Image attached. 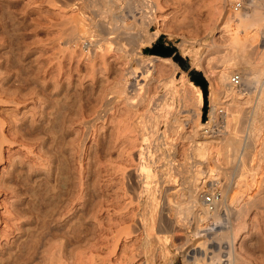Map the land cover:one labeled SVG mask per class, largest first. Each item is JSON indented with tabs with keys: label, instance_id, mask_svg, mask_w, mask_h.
I'll return each instance as SVG.
<instances>
[{
	"label": "rangeland",
	"instance_id": "1",
	"mask_svg": "<svg viewBox=\"0 0 264 264\" xmlns=\"http://www.w3.org/2000/svg\"><path fill=\"white\" fill-rule=\"evenodd\" d=\"M54 1L0 0V264H192L193 256L198 254L195 250L201 241L213 238L211 236L213 232H218L217 229L220 230L221 225L226 226L227 219L224 215L226 206L230 210L240 208L242 213L246 207L248 210L245 209V214L242 215L240 212L239 219L242 216L243 219L239 221L237 218L232 219L236 215L231 216V225L234 226V232L236 231L231 234L232 240H221L222 242L218 243L217 238L209 240L210 242L206 239L208 247L217 244L214 250L218 249L216 251L218 254L214 256L213 252L210 253L212 248L207 251L205 247L206 255L202 254L203 251L200 254L203 259H209L198 263L206 264L203 262L205 261L207 264H226L228 261L225 258L229 255L224 252L229 250L227 247L232 244L231 264H264V107L263 115L259 113L258 118L255 116V123L252 124L253 126L260 122L258 128L262 127L255 134H248L251 132L248 130V124L250 126L251 121H249L250 116H247L248 121L245 116L250 114L256 104L264 74L254 78V81L251 78L250 81L245 80L243 85L234 84L237 87H233L236 96L226 93L216 78L217 72L227 68L232 69L231 76H235L232 79L236 80L238 76L245 74V71H248L246 72L248 74H254L252 70L257 69L256 65L264 72V55L263 53L262 57L260 55L262 50L260 45L259 49L256 47L258 51L254 46L244 48L242 53L250 61L246 60L247 62L243 63L245 65H241L247 70L241 72L242 66L234 65L235 48L231 44L230 35L233 37L234 32L240 31V35H243V32L238 25L241 18L236 15H234L236 18L232 17L226 22V14L229 13L230 16L234 10L233 0L230 4L228 0H147L146 2L144 0L145 7L141 5L144 9L140 7V3L135 4L137 0L135 2L134 0H114L113 2L117 5L111 1V6L115 5V12L118 14L122 12L119 16L121 15L125 22L128 20L126 23L131 21L132 13L130 12H133L136 17L147 12L150 19L154 13V19L152 17L151 23L147 24L149 27L146 26L152 34L151 38H147L148 40L141 35L143 29L138 25L140 20L137 21L138 24L135 22L136 25L133 23L140 29L137 28V31L134 28L135 33L130 32L126 38L124 37L126 34L120 35L113 32L114 22L110 20V14L106 11L107 6L99 4L97 8L90 3L95 0H79L82 5L80 9L84 13L83 18L84 15L88 16L83 28L89 31V40L97 41L99 40L97 37L105 34L106 37H104L109 38L110 42H113L112 39L116 37L130 48L129 40L134 35L140 41L138 46L140 59L147 57L145 62H148L151 56L154 59L151 65L147 63L148 70L147 68L142 70V64L137 65L136 59H129L131 61L126 63L127 65L130 63L137 74L150 69L154 77L147 85L145 97L137 110L133 112V109L131 111L122 102H116L112 104L113 108L107 112L106 116L95 123H90L94 117L93 113L96 109H101L102 96L113 92L112 88L116 91L115 86L119 83L121 72H125L123 71L125 70L124 61L118 58V53L113 51L103 53L101 56V52L97 50L92 53L79 43L72 44L71 36L81 34L72 21L75 9L72 5L63 6L61 0ZM132 3L139 9L136 10ZM127 7L134 11H127ZM120 9L125 12L119 11ZM259 9L257 11H260ZM139 12L140 14H137ZM259 14L264 21V12ZM120 19L116 23L119 24ZM249 20L247 16L243 18V21L248 23L245 24V28H248V25L254 27L255 23ZM107 23L108 28L111 29L105 28ZM262 26L263 28L259 25L258 33L264 31V23ZM108 30H110L109 34ZM71 32L74 33L71 34ZM88 33H86L87 36ZM258 33L257 36L260 37L262 33ZM86 34H84L85 37H87ZM156 46L171 48L173 55L154 51ZM91 53L96 54L93 56ZM175 57L180 58L182 62ZM192 74L204 79L205 86L197 84ZM196 87L201 90L200 100L194 89ZM160 95L161 98L157 97ZM212 104L213 106L215 104L217 110ZM210 109L216 110V113L215 111L212 113ZM141 111L142 116H140ZM196 111L200 114L198 119L195 115ZM224 113L228 115L227 120L232 115L230 127L225 126L227 123L229 125V121H224ZM136 117L137 120H143L142 124L144 122L145 136L148 135L146 138L148 137L147 142L152 152H149L151 159H147L150 167L145 172L151 173L149 185L157 188L158 192L155 200L151 201L143 188L139 187L133 179L138 173L141 161L136 155L139 140L132 131L133 126L130 125ZM242 118L246 119L242 120ZM172 121L175 122L172 123ZM177 122H182L181 126ZM196 122L199 123L201 135L193 137L191 132ZM85 124L94 125L87 129ZM171 124H178L181 128L179 129L177 125L174 129V125ZM245 125L247 129L244 128L246 130L244 132L241 128ZM250 134H254L253 137L256 136V139L252 136L247 137ZM189 135L190 137H187ZM228 137H238L240 142L246 137L242 140V143L245 141L243 144H256L254 145L256 148H251L253 150L249 156L250 161L254 159L253 162H249L248 155H245L250 151L248 144L244 146V149H249L248 153L244 151V154L241 151L243 156L248 157L247 160L241 155L240 159L238 156L234 158L229 156L227 159L226 149L228 154L232 152L231 147L225 143ZM252 139H255V143ZM194 141L203 143L205 150L203 149L202 153L205 152L206 155H198L197 151H193ZM252 145L250 144V147ZM253 151L256 152L253 154ZM133 152L135 153L132 154ZM95 157H98V160ZM242 160L247 166L250 165V169ZM170 163H173L172 167ZM238 163L239 169L235 171L232 168ZM241 163L244 166H241ZM244 167H246L245 170ZM242 172L248 177H243ZM223 173L225 174L222 175ZM193 175L196 181L191 177ZM229 176L238 182L235 184ZM235 176H239V179ZM259 177L262 179L260 180ZM60 181L62 184L59 183ZM228 182L232 189L230 194L234 192L233 188L236 191L233 193L235 196L232 203H229V200L225 201L226 194L228 190L230 191ZM60 184L61 186H58ZM131 184H134V188ZM191 185L198 189L202 188L204 197L210 196L208 193L214 189L216 199L221 201L219 203L216 200L219 203L217 213H208L202 222L198 221L201 234L195 231L196 217L194 215L187 213L183 221L178 214L180 209L187 206ZM135 188L141 190L138 191ZM247 196L253 197L250 198L252 202L249 200L251 205L247 204L249 199ZM256 197L258 199L255 200L258 202L253 201ZM238 199L241 201L239 202ZM244 202L245 206H243ZM254 202L256 204L252 205ZM234 220L238 223L244 222V224L240 223L243 226L239 224L238 226ZM180 221L182 223H179ZM233 222L242 228L237 227L238 230ZM219 245L222 250H219Z\"/></svg>",
	"mask_w": 264,
	"mask_h": 264
},
{
	"label": "bare ground",
	"instance_id": "2",
	"mask_svg": "<svg viewBox=\"0 0 264 264\" xmlns=\"http://www.w3.org/2000/svg\"><path fill=\"white\" fill-rule=\"evenodd\" d=\"M28 1V0H27ZM49 1V0H48ZM51 1V0H50ZM54 1V0H53ZM57 1V0H56ZM89 1V0H88ZM114 1V0H95V1H91L90 3L92 4L93 3V6H97V8H98V5L99 4H102V6H107V13L108 14H110V20H112V22H114L113 23V25L112 26H114L113 28H112V30H114L113 32H117V33H120V35H122L121 33H123V34H126L124 37H128V34H130V32H132L133 30L134 31H138V29H140V28H142L143 29V33L141 34L142 36H144L145 37V39H147V38H151L152 37V34H150L149 32L150 31H148L147 30V28H146V26L147 27H149L147 24H149V23H151V19H152V17H153V14H152V16H151V19L149 18V13H148V15H147V12H146V14H141V15H138L139 17H136V15L135 14H133V12H130V14H131V21H130V23H126V22H128V20H126V22H125V19L121 16L122 14V12L121 13H119V14H121L120 16L123 18H121L120 19V16H119V14L118 13H116L115 11V5H113V6H111L112 4V2ZM137 1H139V2H137ZM136 2H135V0H134V2H135V4L136 3H140V7H142L141 5H143V2H144V0H137ZM147 0H145V2H146ZM154 1V0H153ZM229 1V4H230V2H232V0H228ZM55 2V1H54ZM61 2H62V4H63V6H68V5H72L73 6V9H75V14L73 15V18H72V21L76 24L75 26L76 27H78V31H80L81 32V34L79 35H75V34H73V36H71V38L73 39V41L71 42L72 44H74V45H78V43L79 44H81V45H83L85 48H87V49H89V51L90 52H92V53H94V52H96V50L97 51H99V52H101V56H102V54L103 53H109V51H113V52H115V53H118V58H120L122 61H124V69L125 70H123V71H125V72H121V77H120V80L117 82L118 84H117V86H115V87H117V89H116V91H114V89L112 88V90H113V92H108V93H106V91L104 92V93H106L104 96H102V103H101V109H99V110H95L94 111V117H93V119H92V121L90 122V123H95L96 121H98L99 119H101V118H104L105 116H106V114H107V112H109V110L110 109H112L113 107H112V104H114V103H116V102H122L124 105H125V107H127L128 109H131V111H132V109H133V112H134V110H137V108H138V106L140 105V103H141V101L143 100V98L145 97V93H146V88L148 87L147 85L150 83V81L151 80H153L152 78H154V77H152L153 75H151L152 74V72L150 71V69H149V71H147L148 70V68H147V63L149 62V64L150 63H152L153 61H154V59H153V56H151L152 58H150L149 57V61L147 62H145V60H147V57L146 58H142V59H140L141 57H140V53H139V51H138V46H139V39H138V37H136V36H134V35H132L131 36V39L130 38H128V39H130L129 41H131V43H130V45H131V47L130 48H128L127 46L128 45H126L125 43H124V41H123V43H121L120 42V40H118L116 37H114V34H112L113 35V37H114V39H112V40H114L113 42L111 41L110 42V40H108V39H106L105 37V34H104V36L102 35V37H104V38H102L101 36V38L100 37H97V38H99V40H97V41H95V40H89L88 39V37H89V31H86L83 27L85 26V20L87 19V17L88 16H86V15H84V18H83V12H82V10L80 9V7L82 6L81 5V1L79 2V0H61ZM60 2V3H61ZM144 2V3H145ZM161 2V1H160ZM163 2V1H162ZM178 2V1H177ZM215 2V1H214ZM34 3H35V1H34ZM89 3V4H90ZM115 2H113V4H114ZM127 3V2H126ZM155 3V2H154ZM157 3V2H156ZM226 4H227V2H225ZM264 0H233V8H234V10L232 11V14L229 16V13L228 14H226V22H228L229 21V19L230 18H236V17H238V18H241V21H240V23H238V25H240V28H242V32H243V35H240V32L239 33H233V37L230 35V37H231V39L230 40H232L231 42V44H233L234 45V48H235V50H234V58H235V63H234V65L235 66H237V64L238 65H241V64H243L244 62H247L248 61V59H247V57L246 56H244V54L242 53V52H244V48L246 47V46H250V47H252V46H254V48L257 50V48L258 47H260L261 46V52H260V55H261V57H262V53H263V55H264V31H261V33H262V35L260 36V37H258L257 36V33H258V27H259V25H261V28H263V23H264V21H263V19H261V14H259L260 12H264V7H262V6H264ZM79 4H80V6H79ZM87 4V3H86ZM116 4V3H115ZM146 4V3H145ZM148 4V3H147ZM232 4V3H231ZM22 5V4H21ZM58 5V4H57ZM117 5V4H116ZM127 5V4H126ZM159 5V4H158ZM1 6H2V4H1ZM18 6V5H17ZM66 6V7H67ZM92 6V7H93ZM129 6H131L130 4H129ZM132 6H134V4L132 3ZM132 6H131V8H132ZM222 6V5H221ZM120 7V6H119ZM124 7H125V5H124ZM134 7H136V6H134ZM143 7H145L144 5H143ZM142 7V8H143ZM147 7H148V5H147ZM214 7V6H213ZM236 7V8H235ZM7 8V7H6ZM9 8V7H8ZM65 8V7H64ZM63 8V9H64ZM91 8V7H90ZM101 8V7H100ZM102 8H104V7H102ZM142 8H140L141 10H142ZM149 8H150V4H149ZM216 8V7H215ZM260 8V9H259ZM62 9V8H61ZM85 9H87V8H85ZM136 10H138L137 9V7L135 8ZM144 9V8H143ZM147 9V8H146ZM187 9V8H186ZM221 9V8H220ZM260 10V11H257V10ZM65 10V9H64ZM96 10V9H95ZM100 10H102V9H100ZM122 9H120L119 11H121ZM132 11V10H130V9H128V7H127V11ZM148 10V9H147ZM152 10V9H151ZM263 10V11H262ZM3 11H5V10H3ZM8 11V10H7ZM123 11V10H122ZM134 11V10H133ZM97 12V11H96ZM123 12H125V11H123ZM136 12V11H135ZM134 12V13H135ZM152 12V11H151ZM10 13V12H9ZM72 13V12H71ZM236 13V14H235ZM249 13V14H248ZM62 14V13H61ZM82 14V15H81ZM96 15H97V13H95ZM124 14V13H123ZM127 14V13H126ZM137 14H140V12L139 13H137ZM70 15V14H69ZM94 15V14H93ZM106 15V14H105ZM128 15V14H127ZM151 15V14H150ZM234 15H236V17H234ZM67 16V15H66ZM100 16V15H99ZM107 16V15H106ZM161 16V15H160ZM247 16L250 20L249 21H251V23L253 22V23H255L254 24V27H251L250 25H248V28H249V26L251 27L250 28V30L248 31L247 29L248 28H245V24L247 23H245L244 21H243V18H245V17ZM94 17V16H93ZM93 17H91V18H93ZM101 17V16H100ZM127 17V16H126ZM155 17V16H154ZM154 17H153V19H154ZM162 17V16H161ZM243 17V18H242ZM69 18H70V16H69ZM128 18V17H127ZM158 18V17H157ZM25 19V18H24ZM94 19V18H93ZM100 19V18H99ZM99 19H97V21H99ZM120 19V21H119V24L118 23H116V22H118V20ZM64 20V19H63ZM96 20V19H95ZM138 20H140V22H138L137 23V21ZM247 20V19H246ZM65 21V20H64ZM101 22H102V20H100ZM152 21H154V20H152ZM92 22H93V20H92ZM95 22V21H94ZM135 22L140 26V28H138L137 26L135 27L134 25H133V23L135 24ZM70 23H71V21H70ZM89 23V22H88ZM90 23H91V21H90ZM98 23V22H97ZM209 23V22H208ZM92 24V23H91ZM93 24H95V23H93ZM110 24V23H109ZM235 24H237V23H235ZM248 24V23H247ZM99 25H101V24H99ZM98 25V27H100ZM132 25H133V27H132ZM136 25V24H135ZM102 26V25H101ZM104 26V25H103ZM90 27V26H89ZM88 27V30L91 28H89ZM93 27V26H92ZM131 27L133 28L131 31L129 30V29H131ZM105 28H108V23H107V27H105ZM134 28H136V30L134 29ZM138 28V29H137ZM151 28V27H150ZM239 28V27H238ZM70 29V28H69ZM108 29H111V28H108ZM115 29H116V31H115ZM68 30V29H67ZM102 30H104V29H102ZM129 30V31H128ZM240 30V29H239ZM260 30H262V29H260ZM105 31V30H104ZM104 31H102L103 33H104ZM109 31L110 30H108L107 32H108V34H109ZM133 31V32H134ZM153 31V30H152ZM233 31V30H232ZM69 32V31H68ZM106 32V33H107ZM129 32V33H128ZM155 32V31H154ZM238 32V31H237ZM260 32V31H259ZM72 33H74V32H71V34ZM86 33H88V36H87V34ZM111 33V32H110ZM135 33V32H134ZM141 33V32H140ZM139 33V34H140ZM158 33V32H157ZM261 33H258V34H261ZM84 34H86V36L87 37H85L84 36ZM136 34H137V32H136ZM156 34V33H155ZM154 34V35H155ZM68 36V35H67ZM66 36V37H67ZM97 36H99V35H97ZM123 37V36H122ZM123 37V38H124ZM126 37V38H127ZM65 39V38H64ZM91 39V38H90ZM261 39V40H260ZM22 40V39H21ZM55 40V39H54ZM68 41L69 40H71V39H67ZM148 40V39H147ZM62 41V40H61ZM65 41V40H64ZM261 42V43H258V42ZM127 42V41H126ZM66 43V42H65ZM128 43V44H129ZM62 45V44H61ZM260 45V46H259ZM231 47V46H230ZM233 47V46H232ZM249 47V48H250ZM257 47V48H256ZM141 48V47H140ZM17 49V48H16ZM91 49L93 50V51H91ZM233 49V48H232ZM259 49V48H258ZM225 50V49H224ZM255 50V52L256 53H258L257 51ZM52 51V50H51ZM88 51V52H89ZM251 51V50H250ZM25 52V51H24ZM85 52V51H84ZM90 52H89V54L88 55H90ZM98 52V54H100ZM254 52V51H253ZM87 53V52H86ZM91 53V54H92ZM252 53V52H251ZM96 54V53H95ZM95 54L93 55V56H95ZM104 55H106V54H104ZM110 55V54H109ZM116 55V54H115ZM231 55V54H230ZM252 55H254V53L252 54ZM259 55V54H258ZM248 56V55H247ZM90 57H92V56H90ZM139 57V58H138ZM17 58V57H16ZM88 58V57H87ZM111 58V57H110ZM154 58H156V57H154ZM159 58V57H158ZM161 58V57H160ZM253 58V57H252ZM89 59V58H88ZM129 59H136V63H137V65H139V64H142V70H143V68L144 69H146L147 68V70H146V72H145V70L144 71H142V72H139L138 74L137 73H135L133 70H135V69H133V67L130 65V63L127 65L126 63H128V62H130L131 60H129ZM254 59V58H253ZM257 59V58H256ZM129 60V61H128ZM247 60V61H246ZM78 61V60H77ZM83 61V60H82ZM171 61V60H170ZM250 61V60H249ZM248 61V62H249ZM104 62V61H103ZM234 62V61H233ZM195 63V62H194ZM263 63V62H262ZM262 63H260V64H262ZM229 64H231V62L229 63ZM259 64V65H260ZM120 65V64H119ZM151 65V64H150ZM243 65H245V64H243ZM248 65V64H247ZM246 65V66H247ZM255 65V64H254ZM43 66V65H42ZM46 66V65H45ZM88 66H90V65H88ZM96 66V65H95ZM242 66V65H241ZM240 66V67H241ZM258 65H256L255 67L257 68L255 71L254 70H252L253 71V73L254 74H248V73H246V72H248V71H245V70H247V69H243V66H242V68H241V72L243 71H245L244 73L245 74H243L242 76H238L237 77V80L236 79H232L233 77L235 78V76L233 75V76H231V70L229 69V68H227V69H223L224 71H222V72H217V75H216V78H217V80L220 82V85L222 86V88L224 89V91L226 92V93H230V95H234V96H236V92L234 91V86L235 85H237V84H242L243 85V83H244V81L246 80V81H248L250 78H251V80L252 81H254V78H256V77H258L259 78V76L263 73L264 74V72H262V69L261 68H258L257 67ZM262 66V65H261ZM238 67V66H237ZM96 69V68H95ZM139 69V68H138ZM240 69V68H239ZM250 72V71H249ZM58 74V73H57ZM131 74V75H130ZM88 75V74H87ZM90 75V74H89ZM18 76V75H17ZM23 76V75H22ZM65 76V75H64ZM105 76V75H104ZM262 76V75H261ZM264 76V75H263ZM56 77V76H55ZM68 77V76H67ZM164 77V76H163ZM171 77V76H170ZM175 77V76H174ZM186 77V76H185ZM119 78V77H118ZM253 78V79H252ZM264 78V77H263ZM262 78V79H263ZM56 79V78H55ZM107 80V79H106ZM117 80V79H116ZM62 81V80H61ZM250 81V80H249ZM161 82V81H160ZM173 82V81H172ZM255 82H256V80H255ZM261 82V81H260ZM260 82H258V83H260ZM51 83V82H50ZM161 83H163V81L161 82ZM251 83H253V82H251ZM262 83V87H261V91H259L257 94V98H256V101H255V103L256 104H254L255 106L252 108L253 110L250 112V114H248L246 111H244V112H246L248 115H245L246 116V118H242V120L243 119H246V121H248V117L247 116H250V119H249V121H251V122H249V123H251L250 124V126H249V124L248 123H246V124H248V127H249V131L251 130V132H248V134L249 133H256V131H258V130H260V128H262V127H260L259 126V128H258V123H260V122H258L256 125H253L252 126V124H254L255 123V116H257L256 118H258V116H259V113H262L261 115H263V110H262V108L264 107V79H263V82H261ZM53 84V83H52ZM57 84V83H56ZM158 84V83H157ZM165 84V83H164ZM235 84V85H234ZM246 84V83H245ZM54 85H55V83H54ZM241 85V86H242ZM255 85H256V83H255ZM154 86V85H153ZM55 87V86H54ZM113 87V86H112ZM184 87H185V84H184ZM247 87H249V85L247 86ZM111 88V87H110ZM235 88H237L236 86H235ZM176 89V88H175ZM190 89V88H189ZM193 89V88H192ZM195 89V92H197V96H198V99L200 98V91L201 90H199L197 87L196 88H194ZM110 90V89H109ZM108 90V91H109ZM237 90H239V88L237 89ZM37 91V90H36ZM153 92V91H152ZM238 92V91H237ZM176 93V92H175ZM239 93V92H238ZM27 95V94H26ZM55 95V94H54ZM149 96V95H148ZM151 96V95H150ZM98 97V96H97ZM154 97H156V96H154ZM157 97H160L161 98V95L160 96H157ZM74 98V97H73ZM238 98V97H237ZM154 99V98H153ZM157 99V98H156ZM54 100V99H53ZM59 100V99H58ZM146 100V99H145ZM151 100V99H150ZM160 100V99H159ZM158 100V101H159ZM172 100V99H171ZM200 100V99H199ZM75 101V100H74ZM82 101V100H81ZM84 101V100H83ZM91 101V100H90ZM147 101V100H146ZM153 101V100H152ZM158 101H156V102H158ZM150 102V101H149ZM200 102V101H199ZM213 102V101H212ZM211 102V103H212ZM174 103V102H173ZM202 103V102H201ZM246 103V102H245ZM96 104V103H95ZM121 104V103H120ZM142 104H144V103H142ZM146 104H147V102H146ZM160 104V103H159ZM158 103H157V105H159ZM200 104V103H199ZM50 105V104H49ZM57 105V104H56ZM59 105V104H58ZM156 105V106H157ZM161 105V104H160ZM168 105V104H167ZM185 105V104H184ZM187 105V104H186ZM189 105V104H188ZM190 105H192V104H190ZM242 105V104H241ZM77 106V105H76ZM147 106V105H146ZM170 106V105H169ZM212 106H213V104H212ZM97 107V106H96ZM183 107V106H182ZM99 108V107H98ZM160 108V107H159ZM158 108V109H159ZM174 108V107H173ZM213 108L214 109H216L215 108V104H214V106H213ZM76 109V108H75ZM95 109V108H94ZM145 109V108H144ZM188 109V108H187ZM195 109V108H194ZM214 109H210L211 111H212V113L215 111V113H216V110H214ZM264 109V108H263ZM90 110V109H89ZM93 110V109H92ZM141 110V109H140ZM155 110V109H154ZM153 110V112H155ZM160 110V109H159ZM158 110V111H159ZM198 111H199V109H197ZM81 111V110H80ZM198 111H196L197 113L195 114L196 115V118L198 119V117H199V112ZM249 111V110H248ZM240 112V111H239ZM243 112V113H244ZM58 113V112H57ZM158 113V112H157ZM172 113V112H171ZM185 113V112H184ZM232 113V112H231ZM235 113V112H234ZM135 114H136V112H135ZM135 114H134V116H135ZM137 114H138V111H137ZM194 114V113H193ZM225 114V113H224ZM224 114H222V115H224ZM51 115V114H50ZM72 115V114H71ZM119 115V114H118ZM176 115V114H175ZM212 115H214V114H212ZM211 115V116H212ZM216 115V114H215ZM214 115V116H215ZM231 115V114H230ZM56 116H57V114H56ZM140 116H142V111H141V114H140ZM177 116V115H176ZM175 116V117H176ZM192 116V115H191ZM225 116V117H224ZM223 116V118H224V121H226V122H228L229 121V125H228V123H227V125H225L226 127L227 126H229L230 127V121H231V119H230V117L232 116H230L229 117V119L227 120L226 119V117L228 116L227 114H225ZM238 116H240V115H238ZM244 116V117H245ZM58 117V116H57ZM56 117V118H57ZM133 117V116H132ZM138 118H139V116H137ZM137 117H136V119L134 120V121H132V123H130V125L131 126H133L132 127V131L135 133V136H136V138L139 140V148H138V150H137V154L136 155H138L139 156V159L141 160H139L140 161V165L138 166L139 167V169H138V173L137 174H135V176H134V181H135V183H138L139 184V187H141V188H143V191L144 192H146V194H147V196H148V198H149V201H151V200H155L154 198L155 197H157L156 195V193L158 192V190H157V188H152L151 187V185H149V184H151V181H149V178L151 177V173L150 174H146V172L145 171H147V169H149L148 167H150V164H149V162H147V159L149 158V159H151L150 158V156H149V152H151L150 151V145H149V142H147V138H146V136H148L147 134H146V136H145V130H144V122H143V124H142V122L141 121H143V120H137ZM192 117H195V116H192ZM243 117V116H242ZM263 117H264V115H263ZM152 118V117H151ZM166 118H168V117H166ZM176 118H178V117H176ZM223 118H221V119H223ZM228 118V117H227ZM133 119V118H132ZM142 119V118H141ZM260 119V118H259ZM258 119V120H259ZM137 120V121H136ZM147 120V119H146ZM174 120H176V119H174ZM242 120H240V122L242 121ZM112 121V120H111ZM120 121V120H119ZM126 121V120H125ZM151 121V120H150ZM154 121V120H153ZM177 121V120H176ZM193 121H195V120H193ZM236 121V120H235ZM264 121V120H263ZM58 122H59V120H58ZM71 122V121H70ZM113 122V121H112ZM124 122V121H123ZM122 122V123H123ZM175 122V121H174ZM173 121H172V123H174ZM198 122V121H197ZM195 123V125L193 126V131L191 132L192 133V135H193V137L194 136H196L197 137V135H201V131H199V123ZM226 122H223V123H226ZM89 123V125H91ZM110 123V122H109ZM154 123H156V122H154ZM177 123H179V122H177ZM182 123V122H181ZM181 123H179V125L181 124ZM232 123V122H231ZM94 125V124H93ZM92 125V126H93ZM124 125V124H123ZM172 125V124H171ZM174 125V124H173ZM172 125V126H173ZM178 124H176V125H174V129H176L175 128V126H177ZM178 125V127H179V129L181 128L180 126ZM260 125V124H259ZM92 126H87V124H85V127L88 129L89 127H92ZM118 126V125H117ZM147 126V125H146ZM155 126V125H154ZM63 127V126H62ZM177 127V128H178ZM223 127H224V125H223ZM222 127V128H223ZM225 127V128H226ZM241 127V126H240ZM239 127V128H240ZM50 128V127H49ZM118 128V127H117ZM127 128V127H126ZM131 128V127H130ZM153 128V127H152ZM168 128V127H167ZM169 128H171V127H169ZM247 129V126L245 125V126H243V128H241V129ZM148 129V128H147ZM154 129V128H153ZM172 129V128H171ZM226 129H228V128H226ZM240 129V130H241ZM243 130L244 132L246 131V130ZM121 130V129H120ZM124 130V129H123ZM127 130V129H126ZM129 130V129H128ZM170 130V129H169ZM182 130V129H181ZM171 131H173V129L171 130ZM176 131V130H175ZM179 131V130H178ZM209 131V130H208ZM223 131H225V129L223 130ZM76 132V131H75ZM129 132H130V130H129ZM174 132V131H173ZM207 132V131H206ZM220 132H222V131H220ZM240 132V131H239ZM242 132V131H241ZM54 133V132H53ZM123 133V132H122ZM154 133V132H153ZM180 133V132H179ZM187 133V132H186ZM191 133H190V135H191ZM214 133V132H213ZM119 134V133H118ZM128 134V133H127ZM182 134V133H181ZM180 134V135H181ZM224 134V133H223ZM234 134V133H233ZM247 135V137L249 136H252V138H255V137H253L254 136V134L253 135ZM54 136L56 135V134H53ZM129 135V134H128ZM151 135H152V133H151ZM187 135V134H186ZM190 135L189 136H187V137H190ZM258 135V134H257ZM44 136V135H43ZM74 136V135H73ZM77 136V135H76ZM92 136V135H91ZM120 136V135H119ZM179 136V135H178ZM182 136V135H181ZM180 136V137H181ZM212 136V135H211ZM218 136V135H217ZM79 137V136H78ZM116 137H118V135L116 136ZM186 137V138H187ZM215 137V136H214ZM59 138V137H58ZM75 138H77V137H75ZM150 138V137H149ZM244 138H246V137H244ZM243 138V139H244ZM251 138V137H250ZM55 139V138H54ZM120 139V138H119ZM135 139V138H134ZM184 139V138H183ZM182 139V140H183ZM243 139H241V142H240V139L237 137V138H226L225 140H226V144H227V146H230L231 147V150H232V152L230 153L229 152V154L227 153V149H226V153H225V156H226V154H227V156H226V158L228 159V157L230 156H232L233 158L234 157H236V156H240L241 155V157L245 154V152H247L248 153V150L250 149V151H249V154H245V155H248V157L249 156H251L250 155V153H252L251 152V150H253V149H251V148H253V147H255L254 145H256V144H254V145H252L253 143H247V144H243V143H245V141L242 143V140ZM256 139V138H255ZM254 139V140H255ZM50 140V139H49ZM79 140V139H78ZM99 140V139H98ZM152 140V139H151ZM195 140H197V139H195ZM224 140V139H223ZM248 140H249V138H248ZM253 139H252V142L254 141ZM44 141V140H43ZM199 141V140H198ZM195 142L194 143V145H193V151H197V154L198 155H202V154H204V153H202L203 151V149H204V146H203V143L202 142ZM59 142V141H58ZM221 142V141H220ZM248 142H250V140L248 141ZM175 143V142H174ZM254 143H255V141H254ZM151 144V143H150ZM157 144V143H156ZM223 144V143H222ZM250 144L252 145V147H250ZM58 145V144H57ZM174 145V144H173ZM225 145V144H224ZM223 145V146H224ZM245 145H247V147H249V149H244V146ZM214 147V146H213ZM225 147V146H224ZM103 148V147H102ZM186 148H188V147H186ZM205 148H207V146H205ZM244 149V150H241V149ZM256 148V147H255ZM211 149V148H210ZM258 149V148H257ZM262 149V148H261ZM53 150V149H52ZM60 150V149H59ZM95 150V149H94ZM108 150V149H107ZM187 150V149H186ZM205 150V149H204ZM207 150V149H206ZM54 151V150H53ZM105 151V150H104ZM130 151V150H129ZM128 151V152H129ZM170 151V150H169ZM240 151V152H239ZM241 151H243V155H242V152ZM245 151V152H244ZM254 152H256V151H253V154H254ZM261 152V150L259 151V153ZM62 153V152H61ZM71 153V152H70ZM73 153V152H72ZM79 153V152H78ZM94 153H96V152H94ZM109 153V152H108ZM135 152H133L132 154H134ZM152 153V152H151ZM127 154V153H126ZM253 154H252V157H253ZM262 153H260V155H261ZM73 155V154H72ZM192 155V154H191ZM204 155H206V154H204ZM256 155V154H255ZM146 156H147V158H146ZM149 156V157H148ZM74 157V156H73ZM72 157V158H73ZM123 157V156H122ZM247 156L245 157V156H243L242 158H248ZM256 157V156H255ZM257 157H258V154H257ZM89 158V157H88ZM96 158V157H95ZM98 158V157H97ZM96 158V159H97ZM133 158V157H132ZM136 158H138V157H136ZM171 158V157H170ZM192 158V157H191ZM241 158V159H242ZM261 158V157H260ZM57 159V158H56ZM134 159V158H133ZM155 159V158H154ZM196 159V158H195ZM239 159H240V157H239ZM250 157H249V162H251L252 160H254L253 158H252V160L250 161ZM262 159V158H261ZM46 160V159H45ZM59 160V159H58ZM98 160V159H97ZM135 160V159H134ZM200 160V159H199ZM237 160H238V158H237ZM247 160V159H246ZM73 161V160H72ZM96 161V160H95ZM104 161V160H103ZM149 161V160H148ZM154 161V160H153ZM160 161V160H159ZM192 161V160H191ZM201 161V160H200ZM231 161V160H230ZM239 161H241V160H239ZM63 162V161H62ZM172 162V161H171ZM227 162V161H226ZM229 162V161H228ZM234 162V161H233ZM237 162V161H236ZM242 162L244 163V161L242 160ZM248 162V163H249ZM253 162V161H252ZM258 162V161H257ZM18 163V162H17ZM152 163V162H151ZM197 163V162H196ZM195 163V164H196ZM199 163H201V162H199ZM232 163V162H231ZM247 163V162H246ZM255 163V162H254ZM260 163V162H259ZM47 164V163H46ZM109 164V163H108ZM118 164V163H117ZM228 164H230V163H228ZM227 164V165H228ZM242 164V163H241ZM245 164V163H244ZM250 164H252V163H250ZM38 165V164H37ZM43 165V164H42ZM49 165V164H48ZM101 165V164H100ZM170 165H171V167H172V165H173V163L171 164L170 163ZM233 165V164H232ZM239 163L238 164H234V167L232 168V169H234L235 171H237L238 169H239ZM246 165V164H245ZM62 166H63V164H62ZM67 166V165H66ZM90 166V165H89ZM94 166V165H93ZM122 166V165H121ZM195 166V165H194ZM215 166V165H214ZM241 166H244L243 164L241 165ZM247 166V165H246ZM249 166V169H250V165H248ZM247 166V167H248ZM255 166H256V164H255ZM110 167V166H109ZM161 167V166H160ZM196 167V166H195ZM201 167V166H200ZM220 167V166H219ZM252 167V166H251ZM254 167V166H253ZM28 168V167H27ZM94 168H96V167H94ZM103 168V167H102ZM222 168V167H221ZM229 169H230V167H228ZM245 168L246 167H244L243 169L245 170ZM255 168V167H254ZM68 169H69V166H68ZM104 169V168H103ZM115 169V168H114ZM152 169V168H151ZM196 169V168H195ZM242 169V168H241ZM261 169V168H260ZM67 170V169H66ZM71 170V169H70ZM91 170V169H90ZM97 170V169H96ZM100 170V169H99ZM112 170V169H111ZM169 170V169H168ZM183 170V169H182ZM203 170V169H202ZM210 170V169H209ZM221 170V169H220ZM227 170V169H226ZM247 170V169H246ZM253 170V169H252ZM48 171V170H47ZM115 171V170H114ZM120 171V170H119ZM122 171V170H121ZM135 171V170H134ZM133 171V172H134ZM151 171V170H150ZM211 171V170H210ZM229 171V170H228ZM227 171V172H228ZM132 171H130V173H131ZM143 172H145V173H143ZM149 172V171H148ZM152 172V171H151ZM154 172V171H153ZM152 172V173H153ZM203 172V171H202ZM204 172H206V170L204 171ZM223 172H224V170H223ZM248 172V171H247ZM247 172H246V175H247ZM258 172V171H257ZM262 171H260V173H261ZM66 173V172H65ZM70 173V172H69ZM90 173V172H89ZM109 173V172H108ZM107 173V174H108ZM115 173V172H114ZM135 173V172H134ZM209 173V172H208ZM231 173V172H230ZM243 173V172H242ZM250 173H251V171H250ZM255 173V172H254ZM100 174V173H99ZM105 174V173H104ZM124 174V173H123ZM155 174V173H154ZM177 174V173H176ZM194 174V173H193ZM200 174V173H199ZM225 173H223L222 175H224ZM47 175V174H46ZM94 175V174H93ZM131 175V174H130ZM194 175H196V173L194 174ZM191 176L192 178H194L195 179V181H196V177L195 176ZM230 175V174H229ZM232 175V174H231ZM254 175V174H253ZM257 175V174H256ZM263 175V174H262ZM106 176V175H105ZM124 176V175H123ZM152 176H153V174H152ZM197 176V175H196ZM237 176V175H236ZM235 176V178H238L239 179V176L238 177H236ZM242 176L244 177L245 176V173H243L242 174ZM261 176V175H260ZM59 177V176H58ZM99 177V176H98ZM111 177V176H110ZM223 177V176H222ZM225 177V176H224ZM246 177H248V175L247 176H245V178ZM250 177H252L251 175H250ZM254 177V176H253ZM252 177V178H253ZM263 177V176H262ZM60 178V177H59ZM88 178V177H87ZM100 178V177H99ZM158 178V177H157ZM229 178H231V176H229ZM234 178V177H233ZM260 178V177H259ZM48 179V178H47ZM66 179V178H65ZM154 179V178H153ZM194 179L192 180L191 179V181H194ZM232 179V178H231ZM240 179H241V177H240ZM262 178H260V180H261ZM263 179H264V177H263ZM233 180V179H232ZM250 180H251V178H250ZM55 181V180H54ZM68 181H69V179H68ZM90 181V180H89ZM229 181H231V180H229ZM234 181V180H233ZM245 181V180H244ZM247 181V180H246ZM56 182H58V181H56ZM62 181H60L59 183H61ZM67 182V181H66ZM94 182V181H93ZM157 182V181H156ZM235 184L238 182H236V179H235ZM260 182V181H259ZM41 183V182H40ZM73 183V182H72ZM75 183V182H74ZM133 183V182H132ZM134 183V184H135ZM172 183V182H171ZM264 183V182H263ZM49 184V183H48ZM54 184H55V182H54ZM62 184V183H61ZM61 184L60 185H58V186H61ZM134 184H131V185H133V188H134ZM170 184V183H169ZM190 184H192V183H190ZM212 184V183H211ZM64 185V184H63ZM96 185V184H95ZM194 185H197V184H194ZM194 185H191L190 186V188H189V193H188V199H187V206L186 207H184V208H182V209H180L179 211H178V214L180 215V219L181 220H183V221H185L184 220V216L187 214V213H190V215L192 214V216L194 215L195 217H196V221H194L195 223H194V228H195V231L196 232H198L199 234H201L200 232H201V229H200V223L198 224V221H201L202 222V220L204 219V217L208 214V213H217V204H219L221 201H219V199H216V194H215V191H214V189H212L208 194L210 195V202H208L207 201V199H206V197H204V194L205 193H203V189L201 188H199L198 189V187H196V186H194ZM238 185V184H237ZM69 186V185H68ZM73 186V185H72ZM120 186V185H119ZM125 186V185H124ZM227 186V185H226ZM228 186H229V182H228ZM232 186V185H231ZM260 186H262V185H260ZM55 187V186H54ZM136 187H137V185H136ZM233 187H235V186H233ZM250 187V186H249ZM248 187V188H249ZM263 187V186H262ZM261 187V188H262ZM151 188H152V190H151ZM239 188V187H238ZM247 188V189H248ZM260 188V189H261ZM48 189V188H47ZM126 189V188H125ZM124 189V190H125ZM135 189H138V191H140L141 189L140 188H135ZM134 189V190H135ZM140 189V190H139ZM227 189V188H226ZM229 189H230V186H229ZM235 189L237 190V188L235 187ZM246 189V188H245ZM50 190V189H49ZM53 190H55L54 188H53ZM231 190L232 189H230V191L228 190V192H227V194H226V199L227 200H225L226 202L229 200V203H232L233 201H234V196L235 195H233V193L234 192H236L235 190H234V188H233V193L232 194H230V192H231ZM46 191V190H45ZM66 191V190H65ZM68 191V190H67ZM107 191V190H106ZM133 191V190H132ZM136 191V190H135ZM243 191H245L246 192V190H243ZM54 192V191H53ZM59 192H60V189H59ZM78 192V191H77ZM137 192V191H136ZM144 192L142 193V191H141V193L142 194H144ZM205 192V191H204ZM239 192H240V190H239ZM248 192H249V190H248ZM48 193V192H47ZM127 193V192H126ZM139 193V192H138ZM138 193H137V195H138ZM141 193H139L140 195H141ZM243 193V192H242ZM242 193H241V195H242ZM251 193V192H250ZM96 194V193H95ZM181 195H182V193H180ZM244 194V193H243ZM246 194V193H245ZM47 195V194H46ZM50 195V194H49ZM54 195V194H53ZM225 195V194H224ZM238 195V194H237ZM237 195H236V197H237ZM55 196H56V194H55ZM74 196V195H73ZM72 196V197H73ZM139 196V195H138ZM142 196V195H141ZM140 196V197H141ZM239 196H240V194H239ZM264 196V195H263ZM262 196V197H263ZM62 197H65V196H62ZM103 197V196H102ZM106 197V196H105ZM108 197V196H107ZM224 197V196H223ZM244 197V196H243ZM248 198H249V196H247ZM255 197V196H254ZM262 197H260L261 199L260 200H262ZM53 198V197H52ZM59 199H60V197H58ZM143 198V197H142ZM205 198V199H204ZM246 198V197H245ZM244 198V199H245ZM247 198V199H248ZM251 199L253 198L252 196L250 197ZM250 198L248 199V201H247V204L248 205H251V202H252V200H250ZM264 198V197H263ZM58 199V200H59ZM74 199V198H73ZM104 199V198H103ZM106 199V198H105ZM159 199V198H158ZM175 199V198H174ZM179 199V198H178ZM225 199V198H224ZM224 199L222 200V202L224 201ZM241 199V198H240ZM255 199H258V197H256V198H254L253 199V201L255 200ZM54 200V199H53ZM61 200V199H60ZM67 200V199H66ZM110 200V199H109ZM134 200V199H133ZM177 200V199H176ZM216 200H218L219 201V203H218V201H216ZM221 200V199H220ZM246 200V199H245ZM251 202H250V201ZM264 200V199H263ZM49 201V200H48ZM68 201V200H67ZM158 201V200H157ZM238 201H239V199H238ZM241 201V200H240ZM239 201V202H240ZM53 202V201H52ZM72 202V201H71ZM155 202V201H154ZM236 202V201H235ZM246 202V201H245ZM245 202L243 203V206H245L244 204H245ZM255 202H258L257 200H255ZM253 203L252 205H255L256 203ZM158 203V202H157ZM238 203V202H237ZM260 203V202H259ZM62 204V203H61ZM226 204V203H225ZM246 204V205H247ZM59 205V204H58ZM177 205V204H176ZM181 205V204H180ZM186 205V204H185ZM184 205V206H185ZM227 205V204H226ZM73 206V205H72ZM129 206V205H128ZM155 206V205H154ZM240 206H242L241 204H240ZM243 206H242V208H243ZM58 207V206H57ZM254 207H256V206H254ZM260 207V206H259ZM223 208V207H222ZM251 208V207H250ZM60 209V208H59ZM245 209H247V207L245 208ZM245 209H243V211L245 212ZM48 210V209H47ZM54 210V209H53ZM100 210V209H99ZM162 210V209H161ZM225 211H224V215H226V219H227V224H226V226H223V225H221V227H220V230L219 229H217L218 230V232H213V234H211V236L213 237V238H211L209 235V232H208V238H209V240H212V239H218V243H220V242H222L223 240L224 241H228V239H229V241L230 240H232L231 239V234H232V232H234V226L233 225H231V221H230V219L232 218L231 216H233V214H234V216L236 215V217H233L232 219H234L235 218V220H236V218L238 219V221L239 220H241V218L243 219V216L239 219V217L242 215V214H245L244 212L242 213V211H240V210H242V209H235V210H230V208H228L227 206L225 207V209H224ZM248 210V209H247ZM59 212V211H58ZM155 212V211H154ZM161 212V211H160ZM166 212V211H165ZM170 212V211H169ZM240 212H241V215H239L240 214ZM54 213V212H53ZM57 214V213H56ZM132 214V213H131ZM173 214V213H172ZM55 215V214H54ZM113 215V214H112ZM218 215V214H217ZM48 216V215H47ZM58 216V215H57ZM133 216V215H132ZM245 216V215H244ZM161 217V216H160ZM218 217V216H217ZM186 218H188V217H186ZM179 219V220H180ZM234 220V221H235ZM168 221V220H167ZM230 221V222H229ZM244 221V220H243ZM236 222V221H235ZM242 221H240V223H241ZM168 223V222H167ZM179 223H182V221H180ZM222 223V222H221ZM234 223V222H233ZM232 223V224H233ZM237 223V225L239 224L240 225V223H238V222H236ZM236 223H234V225L236 224ZM243 224H244V222H242ZM162 225V224H161ZM215 225H219V224H215ZM238 225V226H239ZM242 225V224H241ZM240 225V226H241ZM193 226V225H192ZM238 226H236L235 225V228H237ZM243 226V225H242ZM150 228V227H149ZM169 228V227H168ZM208 228V227H207ZM210 228H212V226L210 227ZM215 228V227H214ZM222 228V229H221ZM223 228H226V229H224L223 230ZM238 228H242V227H238ZM237 228V229H238ZM236 229V230H237ZM244 229V228H243ZM203 230V229H202ZM211 230V229H210ZM213 230V229H212ZM215 230V229H214ZM239 230V229H238ZM241 230V229H240ZM120 231V230H119ZM203 231H205V229L203 230ZM207 231H208V229H207ZM210 232H212V231H210ZM236 232V231H235ZM234 232V233H235ZM239 232V231H238ZM206 233V236H207V232H205ZM204 234V233H203ZM202 234V235H203ZM235 235V234H234ZM58 236V235H57ZM204 236V235H203ZM237 236V235H236ZM206 238V237H205ZM207 239V238H206ZM206 239H203L202 241H201V243H200V245H198L199 247L195 250V251H197L196 253H198V254H200L202 251V254L204 253L205 255H206V253H205V251L204 250H206L207 249V251H208V249L209 248H212V249H210L211 251H210V253L211 252H213L214 254V256H216L217 254H218V252H216L217 250H214V248H216V245L214 246V245H212V247H208L207 246V241H206ZM227 239V240H226ZM208 240V239H207ZM208 240V241H209ZM222 240V241H221ZM214 241V240H213ZM216 241V240H215ZM210 242V241H209ZM212 242V241H211ZM230 243V242H229ZM215 244V243H214ZM208 245H209V243H208ZM221 245V244H220ZM219 245V247L218 248H220L219 250H222L221 249V246ZM231 245L232 244H230V245H228V249L229 250H227L226 248V250L227 251H223L226 255L228 254L229 256H227V258H225V260L226 261H228L227 263L228 264H231V262H232V259H231ZM205 247H206V249H205ZM208 247V248H207ZM223 247V246H222ZM224 249V250H225ZM73 251V250H72ZM220 253H221V251H220ZM234 253V252H233ZM197 254V255H198ZM208 254V253H207ZM196 254L193 256V260H192V264H197L199 261H201V260H206L207 261V259H209V258H205V259H203L202 257L203 256H201V254H200V256H197ZM221 255V254H220ZM219 255V256H220ZM72 256V255H71ZM231 256V257H230ZM237 256V255H236ZM52 257H54V256H52ZM205 257V256H204ZM206 257H208V255L206 256ZM211 257H212V254H211ZM55 258V257H54ZM239 258V257H238ZM216 259V258H215ZM214 259V260H215ZM222 259V258H221ZM59 260V259H58ZM190 260V259H189ZM213 260V261H214ZM218 260H219V258H218ZM209 261V260H208ZM212 261V262H213ZM217 261V260H216ZM204 263H206L207 264V262H205V261H203ZM220 262V261H219ZM218 262V263H219ZM225 262V261H224ZM56 263V262H55ZM200 263V262H199ZM198 263V264H199ZM211 263V262H210ZM226 263V264H227ZM50 264H52V263H50ZM201 264H202V262H201ZM215 264V263H214ZM222 264V263H221ZM223 264H225V263H223Z\"/></svg>",
	"mask_w": 264,
	"mask_h": 264
},
{
	"label": "water",
	"instance_id": "3",
	"mask_svg": "<svg viewBox=\"0 0 264 264\" xmlns=\"http://www.w3.org/2000/svg\"><path fill=\"white\" fill-rule=\"evenodd\" d=\"M154 51L160 52V53L165 54V55H173V50L171 48H166V47H162V46H156L154 48ZM175 59L182 62V60L178 57H175ZM191 76L197 84L201 85L202 87L205 86L204 79H202L199 76L194 75V74H192Z\"/></svg>",
	"mask_w": 264,
	"mask_h": 264
},
{
	"label": "built area",
	"instance_id": "4",
	"mask_svg": "<svg viewBox=\"0 0 264 264\" xmlns=\"http://www.w3.org/2000/svg\"><path fill=\"white\" fill-rule=\"evenodd\" d=\"M206 199L208 202H210V196H207Z\"/></svg>",
	"mask_w": 264,
	"mask_h": 264
}]
</instances>
